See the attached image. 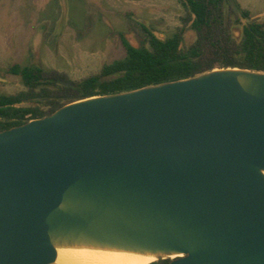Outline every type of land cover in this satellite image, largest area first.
I'll return each instance as SVG.
<instances>
[{"label":"water","instance_id":"1","mask_svg":"<svg viewBox=\"0 0 264 264\" xmlns=\"http://www.w3.org/2000/svg\"><path fill=\"white\" fill-rule=\"evenodd\" d=\"M263 171L262 71L73 101L0 131V264H53L55 241L264 264Z\"/></svg>","mask_w":264,"mask_h":264},{"label":"trees","instance_id":"2","mask_svg":"<svg viewBox=\"0 0 264 264\" xmlns=\"http://www.w3.org/2000/svg\"><path fill=\"white\" fill-rule=\"evenodd\" d=\"M185 15L182 27L164 41L156 38L144 25L146 45L134 47L122 37L124 56L104 64L98 74L73 86L45 78L37 66L8 68L20 76L24 89L13 94H0V131L45 117L60 107L80 99L112 95L139 88L195 77L215 68H241L264 72V27L257 23L243 27L239 42L226 26L223 6L227 0H179ZM237 12L243 11L233 0ZM189 27L195 33L192 44L182 46L183 34ZM159 259L149 264H169Z\"/></svg>","mask_w":264,"mask_h":264},{"label":"rangeland","instance_id":"3","mask_svg":"<svg viewBox=\"0 0 264 264\" xmlns=\"http://www.w3.org/2000/svg\"><path fill=\"white\" fill-rule=\"evenodd\" d=\"M78 1L84 5L80 12L68 7L65 0H0V77L3 79L0 94L24 89L20 76L8 72L13 64L37 66L43 70L45 78L75 84L98 74L104 64L124 56L119 32L125 33L130 45L139 47L146 45V34L139 26L141 22L149 31L166 38L182 27L181 19L185 15L179 0ZM235 1L264 26V0ZM223 13L230 34L234 27L242 29L246 23L228 0ZM56 20L69 26L67 32L72 38L64 41L45 38L37 47V41H32L37 29ZM194 39V31L187 27L182 46L188 47Z\"/></svg>","mask_w":264,"mask_h":264},{"label":"bare ground","instance_id":"4","mask_svg":"<svg viewBox=\"0 0 264 264\" xmlns=\"http://www.w3.org/2000/svg\"><path fill=\"white\" fill-rule=\"evenodd\" d=\"M54 246L57 255L53 264H149L160 258L181 256L180 254L152 253L91 243L55 241Z\"/></svg>","mask_w":264,"mask_h":264},{"label":"flooded vegetation","instance_id":"5","mask_svg":"<svg viewBox=\"0 0 264 264\" xmlns=\"http://www.w3.org/2000/svg\"><path fill=\"white\" fill-rule=\"evenodd\" d=\"M66 2H67V5H68V7L69 6H71V8H72V10H76V12H80L82 9L81 8H83V3H82V5H80L79 4V1L78 0H65ZM70 9V8H69ZM243 11H245V12H247L248 13V11H246V10H243ZM61 12H62V9H61V7H60V16H61ZM69 14V13H68ZM60 16H59V19H60ZM241 16V15H240ZM242 18H244V19H252V17L251 16H249V13H248V17L246 18V17H243V16H241ZM62 22L63 21H59V20H56V22H54L53 24H54V26H53V28H54V30H56V29H58L59 27H60V29H61V31H62V34H65L66 33V30L69 28V26L68 25H61L62 24ZM65 23V22H64ZM69 23V20L67 21V24ZM251 23H257V24H259V25H261L259 22H257L256 20L255 21H253V22H251ZM251 23H245L243 26H242V32H243V27L244 26H246L247 24H251ZM52 24V25H53ZM141 24V23H140ZM51 25V24H50ZM58 26V27H57ZM262 27H264L263 25H261ZM145 27V26H144ZM115 28V27H114ZM146 28V27H145ZM49 29H50V26H49V28L47 29L48 31H49ZM142 29V28H141ZM146 30L147 31H149L147 28H146ZM68 34V33H67ZM119 35V40L121 41V38L122 37H124L125 38V33H123V31L122 32H119L118 33ZM126 39V38H125ZM51 41H57V37H52L51 38Z\"/></svg>","mask_w":264,"mask_h":264},{"label":"crops","instance_id":"6","mask_svg":"<svg viewBox=\"0 0 264 264\" xmlns=\"http://www.w3.org/2000/svg\"><path fill=\"white\" fill-rule=\"evenodd\" d=\"M50 26L49 31L47 30ZM54 24L52 25H47V26H43V28H38L36 33L34 34L33 40L32 41H37L36 46L38 47L40 44V41H45L46 39H48L49 37H57V41H64L66 39H70L72 38L71 35L67 34V30L65 34H62V31L60 29V27L56 30H54L53 28ZM58 27V26H57ZM46 38V39H45ZM50 38V40H51ZM36 47V48H37Z\"/></svg>","mask_w":264,"mask_h":264}]
</instances>
